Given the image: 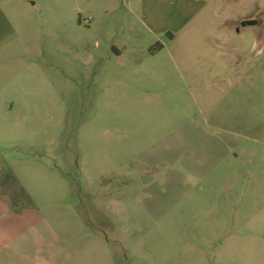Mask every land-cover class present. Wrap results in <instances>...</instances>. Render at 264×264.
Returning a JSON list of instances; mask_svg holds the SVG:
<instances>
[{
	"label": "rangeland",
	"instance_id": "rangeland-1",
	"mask_svg": "<svg viewBox=\"0 0 264 264\" xmlns=\"http://www.w3.org/2000/svg\"><path fill=\"white\" fill-rule=\"evenodd\" d=\"M146 1L0 0V197L43 215L54 263L264 264V0H221L246 72L240 125L222 126L246 138L225 160L198 139L204 95L134 82L193 52L126 8ZM211 1L177 0L183 36Z\"/></svg>",
	"mask_w": 264,
	"mask_h": 264
},
{
	"label": "crops",
	"instance_id": "crops-1",
	"mask_svg": "<svg viewBox=\"0 0 264 264\" xmlns=\"http://www.w3.org/2000/svg\"><path fill=\"white\" fill-rule=\"evenodd\" d=\"M223 7L221 0L208 2L205 13L208 17V11L212 19L205 22L204 17H201L184 36L182 34L191 20L189 21L190 17L183 16V9L177 0H147L140 8H133L129 3L126 8L131 14L141 15L144 22L155 26L154 31H174L175 35L168 43L174 42L178 35L192 40L193 52L187 58L185 50L170 55L174 69H138L132 72V77L136 78V83L145 77L156 83L159 82L156 78L172 76L175 78L173 82L183 83L190 94L198 92L201 96L204 95L199 101L195 99L199 109L198 124L205 126L196 130L198 139L217 142L225 160L232 150L240 146V139L246 138L245 135L228 132L222 127L230 124V121L240 125L238 112L237 120H230L229 111L230 105H234V110L238 107L237 94L243 87L246 72L230 68V60L236 63L244 56L238 52L230 54L229 41L232 37ZM157 17H168L169 22L164 27H158ZM244 22L255 24L252 20ZM244 22L241 24L244 25ZM192 56L194 60H200L205 69L196 68L189 61ZM218 109H222V114L217 115ZM148 165L150 168L157 166L150 163ZM44 223L42 214L18 212L0 197V264H63L53 261L52 231L47 230Z\"/></svg>",
	"mask_w": 264,
	"mask_h": 264
},
{
	"label": "trees",
	"instance_id": "trees-1",
	"mask_svg": "<svg viewBox=\"0 0 264 264\" xmlns=\"http://www.w3.org/2000/svg\"><path fill=\"white\" fill-rule=\"evenodd\" d=\"M243 24H244V26L254 25V23H251V22H244ZM161 49H162V46H159V48L157 50H161Z\"/></svg>",
	"mask_w": 264,
	"mask_h": 264
}]
</instances>
